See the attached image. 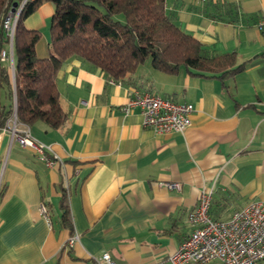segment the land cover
Masks as SVG:
<instances>
[{"label": "crops", "instance_id": "obj_1", "mask_svg": "<svg viewBox=\"0 0 264 264\" xmlns=\"http://www.w3.org/2000/svg\"><path fill=\"white\" fill-rule=\"evenodd\" d=\"M166 5L207 55L235 52L242 69L221 79L184 67L161 72L147 60L117 80L79 57L67 59L57 77L65 123L30 126L61 161L48 166L0 130V264H99L104 251L119 264H170L193 229L189 215L200 186L213 188L216 219L264 200V34L258 27L264 0ZM53 13L45 1L25 19L42 32L39 57L49 55ZM133 88L193 103L190 126L169 133L145 126L139 107L123 109ZM170 181L181 182V189L162 184ZM64 195L73 230L62 222Z\"/></svg>", "mask_w": 264, "mask_h": 264}, {"label": "trees", "instance_id": "obj_2", "mask_svg": "<svg viewBox=\"0 0 264 264\" xmlns=\"http://www.w3.org/2000/svg\"><path fill=\"white\" fill-rule=\"evenodd\" d=\"M21 1L0 0V130L15 113L18 122L29 127L37 121L51 128L65 123L57 77L73 56L117 80L135 73L147 59L161 72L173 74L184 67L195 75L221 79L243 67L235 52L207 55L203 43L169 16L167 0H27L14 35L13 78L1 60L9 41L3 19ZM45 1L53 4L54 13L49 55L39 57L35 46L42 32L28 28L25 19ZM64 197L62 222L73 230Z\"/></svg>", "mask_w": 264, "mask_h": 264}, {"label": "built area", "instance_id": "obj_3", "mask_svg": "<svg viewBox=\"0 0 264 264\" xmlns=\"http://www.w3.org/2000/svg\"><path fill=\"white\" fill-rule=\"evenodd\" d=\"M27 0H22L3 19L7 33V48L1 50V60L11 63L14 69V35L21 10ZM264 34V16L258 23ZM139 107L144 115V125L157 133L183 132L191 124V115L195 110L189 101H177L157 95L149 90L133 88L123 106L129 113ZM2 131H9L12 139L20 145L32 149L48 166H55L61 159L50 144L35 137L29 126L18 122L16 113L8 120ZM169 189H181V182H163ZM213 188L199 187L196 207L189 215L193 225L191 233L169 256L171 264L198 262L208 264L218 260L222 264H260L264 260V200H251L236 210L229 219H216L211 213ZM40 213L50 222V211L44 202L39 205ZM78 239L74 233L67 241L72 246ZM96 260L99 264H119L108 251L102 252Z\"/></svg>", "mask_w": 264, "mask_h": 264}, {"label": "rangeland", "instance_id": "obj_4", "mask_svg": "<svg viewBox=\"0 0 264 264\" xmlns=\"http://www.w3.org/2000/svg\"><path fill=\"white\" fill-rule=\"evenodd\" d=\"M18 6V4L16 5V7ZM14 7V6H13ZM12 7V9H13ZM15 7V8H16ZM147 60H150V59H147ZM171 264V263H170ZM188 264H200L198 262H192V263H188ZM208 264H222V262L218 261V260H215V261H212L211 263H208ZM260 264H264V260L260 263Z\"/></svg>", "mask_w": 264, "mask_h": 264}, {"label": "water", "instance_id": "obj_5", "mask_svg": "<svg viewBox=\"0 0 264 264\" xmlns=\"http://www.w3.org/2000/svg\"><path fill=\"white\" fill-rule=\"evenodd\" d=\"M16 5H17V4L15 3V4H14V7H13V10H15Z\"/></svg>", "mask_w": 264, "mask_h": 264}]
</instances>
